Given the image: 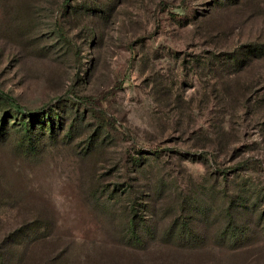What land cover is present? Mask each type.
Listing matches in <instances>:
<instances>
[{"label": "rangeland", "instance_id": "1", "mask_svg": "<svg viewBox=\"0 0 264 264\" xmlns=\"http://www.w3.org/2000/svg\"><path fill=\"white\" fill-rule=\"evenodd\" d=\"M231 1L0 0V88L62 117L30 153L0 99L15 264H264V5Z\"/></svg>", "mask_w": 264, "mask_h": 264}, {"label": "trees", "instance_id": "2", "mask_svg": "<svg viewBox=\"0 0 264 264\" xmlns=\"http://www.w3.org/2000/svg\"><path fill=\"white\" fill-rule=\"evenodd\" d=\"M229 2H232L231 0H228ZM242 0H239L238 3L240 4ZM262 5H264V0H260ZM254 46H250V52L256 56L264 55V42L259 44H253ZM0 99L5 100L6 102L12 104L15 109L22 114V119L17 124L19 131L22 132L21 141L16 143V147L22 148L25 151H30V153H36L37 147L39 144L46 145L47 142L53 138V135L57 129L58 126L62 125V117L59 114H50L48 110L44 109H36V110H30L26 108L23 104L19 102V100L4 91L0 88ZM84 103H91L90 98H86L83 100ZM90 105V104H89ZM92 110L94 114L97 116L99 120H101L102 123L114 127L116 126L117 122L116 119L108 112L106 108L103 106H97L93 105ZM7 122L0 123V142H3L5 139H7L9 135V131H7ZM38 138V141L35 139ZM45 142V143H44ZM4 183L0 180V206L5 203L4 201H11L12 196L8 195L6 196V192L3 188ZM6 198H9L7 200H4ZM6 202V203H9ZM129 221H128V227L132 228V233H137L136 230V218H132V213H128ZM30 217H28L25 213L20 212L18 222H22L21 228H18L15 232H12L8 236L9 244L17 243L23 245L24 243H27L30 241V238H34L39 229L41 228V224H39L37 221L30 222ZM134 219V220H133ZM133 220V222H132ZM131 223V225H130ZM137 243H143L147 238H140L135 237L132 238ZM26 253H31V250L27 248ZM35 254V253H34ZM34 260V255L31 256L30 262ZM16 258L15 254H13V250L11 246H6V248L3 246L0 248V264H15Z\"/></svg>", "mask_w": 264, "mask_h": 264}]
</instances>
